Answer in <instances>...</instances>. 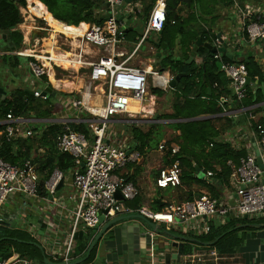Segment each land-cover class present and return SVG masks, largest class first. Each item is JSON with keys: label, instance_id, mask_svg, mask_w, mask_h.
<instances>
[{"label": "built area", "instance_id": "2783aa9c", "mask_svg": "<svg viewBox=\"0 0 264 264\" xmlns=\"http://www.w3.org/2000/svg\"><path fill=\"white\" fill-rule=\"evenodd\" d=\"M102 1L108 3V7L105 10L98 8L97 13L101 14L99 16L107 12L110 14L103 25L86 22L68 25L55 18L41 0H25V3L18 7L20 22L14 29L21 33L24 46L14 49L11 53L26 57L32 77L44 78L47 83L42 88L32 89L31 98L43 102L48 100L50 93L42 94L46 87L56 93L63 91L61 104L68 101L69 106L59 117L47 121L49 125L60 124L66 128L56 135L55 147L60 153L71 154L75 167L66 175L57 168L53 169L44 181L42 189L46 195L43 196L39 191L36 163L29 159L17 166L0 158V225L19 219L22 221V228L31 237L36 236L37 226L27 220L28 214L38 215V212L33 211L36 210L35 207L26 208L17 202L12 212L3 209V205L9 203L14 192L44 202L46 207L51 203L61 208L56 219H65L68 230L61 235L65 236L64 241H53L57 237L50 235L44 257L53 264H75V257L71 256V253L80 228L84 229L83 234L85 230H93L96 234L105 221L119 215L139 213L158 226L172 227L184 224L189 231L199 235L208 234L215 220L226 223L229 215L234 218L264 215V125L256 120L254 108L257 105L227 109L221 102L219 115L237 117L244 114L247 116L248 126L251 127L245 133H233L228 139L232 144L238 140L243 141L248 151L239 159L237 165L227 161L230 167L228 182L236 195L234 202H231L229 197L217 199L202 195L190 201L170 202L160 211H154L151 207H131L126 204L139 196V190L118 171L128 163L138 161L140 152L132 147L131 136L126 135L124 139L121 136L123 130H113L111 127L116 123L131 126L153 121L151 117L156 97L152 90H172L169 83L174 74L152 66V60L145 65L129 64L148 36L164 28L167 19L166 0L155 1L145 17L142 35L130 52L122 47L125 34L121 29L123 22L119 17L124 15L130 19L134 12L138 14L141 11L139 0L127 4L123 3L124 0ZM234 11L236 23L247 42H259L264 49V15L255 9H243L237 4L234 5ZM130 21L132 26V20ZM171 23L174 24L175 21L171 20ZM70 26L78 27L81 31L73 33L69 30ZM234 42L237 45L238 42ZM214 46H219L218 40ZM213 57L220 62V70L229 79L228 88L234 100H243L247 88H244L247 76L245 65L238 58L235 61L222 62V55L217 52ZM65 82L69 83L68 87H64ZM134 107H139V110H133ZM30 122L36 123L39 120L23 115L16 116L9 111L5 116L4 129L0 130V143L2 138L10 141L31 137L35 132L40 133L42 128H26ZM82 123L88 126L91 137L70 128L72 124ZM120 138L122 142H119ZM234 148L238 149L240 146ZM179 152L178 144H172L167 149L171 158L176 157ZM81 163H84L83 167ZM181 174L179 160L174 158L168 165L159 169L154 185L160 190L177 188L181 186ZM205 175L210 177L212 173L206 171ZM66 181H70L76 194V201L71 200L72 206L58 202L55 197L61 189H58L59 183L63 185ZM117 191L122 197L121 200L115 196ZM49 195L51 200H47ZM101 215L104 217L103 222L99 220ZM57 229L58 225L55 224V232ZM158 231L150 228L147 232V264H158L155 241ZM94 236L90 234L89 240ZM190 256L196 261L206 262L205 264H219L220 260L226 258L211 247ZM0 264L39 263L13 254L5 260H0Z\"/></svg>", "mask_w": 264, "mask_h": 264}, {"label": "trees", "instance_id": "16d2710c", "mask_svg": "<svg viewBox=\"0 0 264 264\" xmlns=\"http://www.w3.org/2000/svg\"><path fill=\"white\" fill-rule=\"evenodd\" d=\"M52 13V15L67 23L68 25H77L79 22H86L90 24L103 25L104 20L99 15L94 14L96 6L92 0H41ZM151 3L147 4L143 10V16H147L155 0H150ZM191 0H167L166 3V21L165 26L161 32L157 33L158 40L155 43L156 47H160L162 43H166L167 47L164 50L163 56L160 58L161 68L169 67L171 73L176 75L178 73H186L185 77L180 78L174 89V102L172 103V113L157 117V119L173 120L167 125L173 131H179L178 138L180 140V152L174 158L179 160L182 170L181 178L183 182H187V186L193 182L198 186L205 188L208 192V196L211 198H220L222 187L228 185V177L230 174V167L227 166L226 161L231 159L235 164L238 163L239 157L243 156V151H235L231 145L227 142H222L219 138L221 131L231 129L232 127H243L247 125V116L242 114L237 117H227L219 115L221 107L219 105V98H226V95L230 93L228 88L229 79L218 70L216 65L217 59H214V53H210L209 50L202 46L195 44V37L190 30L189 45L185 42V26L184 22L180 19L179 9H176L178 3H188ZM25 0H0V33L5 30H10V34L7 35V40L12 42V46L15 50L21 47L22 35L20 32L14 29V27L20 22V15L18 7L23 5ZM171 20L175 21L174 25H171ZM129 33V32H128ZM127 33V34H128ZM168 35L179 36L180 43L183 44L189 51H200L203 58V66L195 67L193 63L185 64L183 61H178L172 58V46L173 40H168ZM185 42V43H184ZM21 56L2 55L0 60L4 64L13 60L12 66H17ZM225 61L228 59L224 58ZM247 69V76L252 80L255 76L258 77L259 82L263 80V74L258 66L249 57L246 59H239ZM260 85V84H259ZM210 90V95L201 98L206 89ZM153 94L161 95L163 91L160 89H153ZM51 96V95H50ZM225 96V97H224ZM51 98H53L51 96ZM25 99L28 101L26 102ZM31 97L23 88H17L11 94H6L5 97H0V120L5 118L6 114L11 111L14 115L26 114L29 110H32L35 106L30 103ZM264 100V92L260 86L255 89L247 87L245 91L244 105H256ZM51 99H48L46 103H49ZM259 106L254 108V113L259 111ZM50 109V108H49ZM49 109L43 110L45 113L50 112ZM35 110V109H34ZM43 112V113H44ZM42 113V112H41ZM48 115V114H47ZM208 116L204 119H194L200 116ZM155 123V122H154ZM154 123L148 124V130L142 131L139 126L131 125L128 127L129 134L131 136V145L140 153L143 152L145 146L157 147L158 140L151 142L152 128L157 127ZM260 123L264 125V117L260 119ZM75 131L82 132L86 137H91L88 130V126L85 124L70 125ZM4 129V125H0V130ZM66 129L60 124L49 125L43 133L38 136H31L26 139H12L6 141L1 139L0 143V158L4 161L20 166L26 160L32 162H39L37 171L39 173V191L40 194L45 196L43 191L44 181L47 180L53 169L57 168L68 174V172L75 167L74 157L68 153H60L55 147L56 135ZM239 130V129H238ZM241 131V130H240ZM45 148V154L41 157H32V149L35 144ZM169 157L167 151L160 160L159 166L153 171L156 176L159 169L168 165L174 160ZM192 162H195L204 173L210 171L211 182L198 177H191L194 172V166ZM129 165L131 163H128ZM127 164V165H128ZM187 168L189 170L187 171ZM218 168V169H217ZM127 180H131L128 175L122 174ZM189 183V184H188ZM176 189V188H174ZM170 190V188H168ZM182 192V190H180ZM194 196L197 198L202 196V193L192 194L191 191H186L184 198L181 197L180 202L193 200ZM140 196L132 201H128L126 204L133 207H139ZM167 204L160 205L157 200H154L153 210L160 211ZM231 220H228L224 225L217 226L211 224V230L208 234L199 237H191L199 240L198 242L213 243L217 251L220 253H226V251H235L243 241V228L229 227ZM17 228H11L1 224L0 226V260H5L11 257L13 254H17L20 257L34 260L36 263L43 264L42 250L37 246L31 244L35 242V239L27 237L16 230ZM23 241V242H22ZM25 241V242H24ZM76 241H85L82 243L83 249L86 248L89 239H81ZM97 243L91 249L86 260L92 259L93 251L96 248ZM82 249V250H83ZM86 253L83 254V257Z\"/></svg>", "mask_w": 264, "mask_h": 264}, {"label": "crops", "instance_id": "0c3cea01", "mask_svg": "<svg viewBox=\"0 0 264 264\" xmlns=\"http://www.w3.org/2000/svg\"><path fill=\"white\" fill-rule=\"evenodd\" d=\"M150 3H151L150 0H139L141 11L138 14L143 15L144 7ZM166 3H167V0H166ZM235 4H237L238 6L246 10L255 9V11H259L260 14L264 15V0H191V2H188V3H178V5L176 6V9H179L181 11L179 15L181 18L180 20L184 22V26H185V35H184L185 42L187 43L186 45H189L190 43L189 40L191 38V36L189 35L190 30L193 32L195 40H196V36H199L202 42L209 43L211 45L215 44V41L218 40L216 35L220 34V38L224 42L229 44V46L235 53L238 52L240 54L238 57L236 55V58L241 60V59H246L250 57L253 60V62L258 66V68L261 70L263 74V80L259 82V79L257 76H255L253 80L250 78V83L247 87H252L253 89H255L257 86H260L264 92V49L259 42H255V43L247 42L245 35L242 33V31L240 30V27L236 23V15L234 11ZM96 9L94 10L95 13H96ZM145 17L146 16H142V18H145ZM170 24L174 25L175 23L174 24L170 23ZM143 25H144V22H143ZM157 33L152 32L148 36V38L143 42V44L140 45L139 52L133 57V59L131 60L129 64H132L135 66L145 65V64H149L148 63L149 60H152L153 61L152 66L158 67L159 69L162 70L159 60L163 56L164 50L166 49L167 44L165 43V48L161 56L156 57L155 53L158 47L155 46V43L157 42L158 37H159ZM126 35L127 34H125V36ZM141 35H142V32L140 34H136L135 36H133L130 44L124 43L123 41V45H122L123 49L126 50L127 52H130V50L134 47V45L139 41ZM167 38L168 40H171V39L173 40L172 54H175L174 56H172L173 59L178 60V61H183L185 64L193 63L195 67L203 66V58H202V54L200 51L198 52L189 51V49H187L185 46H183L182 43H180L179 36L168 35ZM234 41L238 42L237 45ZM6 43L9 46V48L8 49L1 48L0 56L2 55L16 56L11 53L12 50L8 42ZM22 46H24L23 42H21V47ZM21 58H24L25 61L23 63L21 62L18 63L17 66H12L13 60L8 61L6 64H4L2 60H0V86L5 90L6 94H11L12 92L7 91V87L9 85H33V88H29L28 86L23 87V89H25L26 92L30 96V91L32 89L42 88L44 85H47V83L44 78H41V79L33 78L28 68V64H27L28 59L26 57H21ZM224 58L225 56L222 55L221 57L222 62H225ZM11 67L12 69H16L14 70V76L17 74H20V77L16 76V79L19 81L18 83H15L12 77L3 78L2 76L1 69L6 68L9 70V68ZM218 70L221 71L220 68H218ZM163 71L172 72L170 71L168 66H166V68H164ZM221 72L226 76V74L223 71ZM5 85H8V86L6 87ZM175 87L172 88V90L163 91L161 95L154 94V96L156 97V101L154 102V106H153L154 113L151 117L153 121H151L150 123L165 122L166 127H164V130H170V131L172 130L167 124L172 122L173 120H168V119L160 120V119H157V117L164 118L163 116L172 113L173 111L172 103L174 102V94H173L174 92L173 91ZM17 88H22V86L15 87V89ZM15 89L13 90V92L15 91ZM208 90L209 88L206 89L203 95H201V98H204L205 96L210 95V90H209V94H208ZM50 95L53 98L49 96V99L52 100V99L57 98L58 93H55V95H52V94ZM165 97L172 98V101L171 99L167 100ZM221 99L226 100L227 101L226 104L221 102ZM58 100L61 103V96L59 97ZM243 101L244 99L241 101H235L232 93L230 92L226 95V98H223V97L219 98L218 102L223 103L225 105V108L227 109H232V108L239 109L241 107L248 108L252 106V105H244ZM40 102L41 100H38V99L31 98L30 100V103L35 107ZM157 103H158V106H157ZM230 103H233V107L231 108L229 107ZM256 105L259 106L258 108H260L259 111L255 113L256 120L260 123V119H263L264 117V100ZM35 107L32 110H34ZM60 113L61 112H59L58 114L54 113L53 116L51 115L52 117L44 116V118H40V117L30 118V116H27L26 118L39 120V122H36V123H44V127L40 131V133H43V131H45L46 128L49 126V123L47 120L59 117ZM30 114H33V112H30ZM207 117L208 116L203 115L200 117H196L195 119H204ZM4 121H5V118L0 120V125H4L5 124ZM26 128L32 129L28 125L26 126ZM250 129L251 127H249L248 124L243 127H240V126L232 127L231 129H228V130L226 129V130L221 131L219 138L222 142H227V143L230 142V145L233 148L240 146V148L238 149L239 150L241 149V151H243V154L245 155L248 151L243 141L238 140L235 142V144H232L231 141H229L228 139L230 136H232L233 133H236L237 131L240 133H245L246 130L249 131ZM40 133L35 132L33 133L32 136H38L40 135ZM21 139H24V137ZM147 149L149 148L145 146L144 150H146V152L145 153L141 152L142 154L140 153V159L138 161L132 162L130 165L128 164L125 168L119 170L118 172L119 174L128 175L131 179L130 181L138 188L139 196L141 198L138 206L151 207L152 209L154 200H157L160 203V205H163L164 203L168 204L170 202L167 201L166 199L167 198L166 194H168L167 193L168 189H165L167 191H165L164 189L163 190L157 189L154 185V180L156 176L154 175V172L152 173L150 171L151 168L154 166V162L155 163L157 162L160 164V160L162 157L159 154L158 155L154 154L152 156V153L150 152L147 153ZM45 151L46 150L43 146L36 143L35 147L32 149L31 156L41 157L43 154H45ZM241 157H239V159ZM239 159H238V163H239ZM227 161H231L233 164H235L231 159ZM227 161H226V164L227 166H229ZM34 163L38 165L39 162L35 161ZM192 165L193 166L196 165L195 162H192ZM201 171L203 172V170ZM191 177H194L193 173L191 174ZM183 181L184 179L181 178V186H179L181 190L191 191L192 194L194 195L198 193H202V195H208V192L205 188H202L193 182L190 183V186H187V182L185 184V182ZM207 181L211 182V180H207ZM67 185L73 187L70 181L67 182ZM63 186L64 185H62L61 187L63 188ZM61 189L59 190L60 192H61ZM60 192L58 196L60 195ZM221 197H224V198L229 197L231 202H234V200L236 199L234 188L231 185H229V183L228 185L222 187ZM195 198L197 197L194 196L193 199ZM47 200H51V199L47 198ZM71 202L73 204V201ZM37 212L38 211H35V213ZM59 214H60V211L58 213L48 212L47 214H38L36 216H33L32 218H29L28 220V222L30 223L32 222L35 227L37 226L36 236H33V238L35 239V243L39 244L42 247L41 250L43 254H46L45 252L46 244L50 242L48 241V238L50 237V235L57 237L53 241H57V239H59L60 241L61 240L64 241L65 236L61 237V235H64L67 232L68 224L65 221V219L63 221L61 220L57 221L56 218ZM248 219H251V218H247V220ZM257 219L261 220L260 217H257ZM55 224L58 225V229L56 230V232L54 230ZM224 224L225 223L223 224L221 223L220 225H224ZM220 225H217V226H220ZM16 226L17 224L15 222V227ZM241 227L243 228V226ZM256 228L257 229L253 231H248V232H245L244 230L239 231L238 234L240 235L242 232L245 233L243 236V241H241L242 243L238 246V248L235 251H226V253H221L226 258L220 260L219 264H264V224L260 223V226L257 225ZM149 229L150 227L147 225V223H145L144 221L140 219H128V220L120 221L116 224L111 225L108 228V230L98 240V241H109V242L104 243V247L106 249V253L103 257L104 262L107 264H119V261L123 260V264H147L146 257H147L148 241H149L147 232L149 231ZM161 230H165V231L167 230L169 232L175 233L176 235L189 238L191 240H185V241L178 240V241L183 242V249H182L181 254L177 253V248H174V247L164 248L165 252H170L172 254L176 253L177 256L175 258H170V262L166 263L164 260V254L162 253L158 254V262H157L158 264H205L206 262L196 261L195 259L191 258L190 255L192 253H196L197 251L198 252L203 251L210 247L216 249L213 243H209V242L200 243L198 242L199 240L191 237L190 235L196 236V237H199L202 235L196 234L194 231L192 232L189 231L188 228L184 224H177L172 227L160 225V229L158 232H156V235H155V241L156 242L163 241V243L170 242L171 239L168 237L166 232L165 231L161 232ZM40 231H42V233H40ZM105 235L108 236V238ZM89 241L85 249L81 250L79 253L77 252L73 253V256L75 257L74 262L83 258V254L86 253V250L90 244ZM157 252H158V249H157ZM92 262L93 260L89 264H92Z\"/></svg>", "mask_w": 264, "mask_h": 264}, {"label": "rangeland", "instance_id": "374dc122", "mask_svg": "<svg viewBox=\"0 0 264 264\" xmlns=\"http://www.w3.org/2000/svg\"><path fill=\"white\" fill-rule=\"evenodd\" d=\"M97 11H98V8L96 9V13L94 12L95 15L99 14V13H97ZM142 16H143L142 14H137L135 12L130 16V19L132 20L133 29H132V31H130L131 33L129 32L124 37V43L130 44L133 36L143 32L144 25H143V21H142L143 20ZM152 36H153V34H152ZM1 48L8 49L9 46L7 45V43L5 41H2L0 39V49ZM235 54L237 55V57L240 55L238 52H236ZM174 55L175 54H172V56H174ZM24 61H25L24 58H20L18 63H20V62L23 63ZM7 70L8 69H6V68H2L1 69L3 78L12 77L14 79V82L18 83L19 81L16 79V76L20 77V74H17V75L14 76V70H16V69H12V67H11V68H9L8 71ZM5 86L7 87L8 85H5ZM17 86H19V87L22 86V88L26 87V86H28L29 88H33V85H9L7 87V91L13 92V90ZM62 92L63 91L58 92L57 98L52 99L49 103L41 101L35 107V111L34 110H29L26 114H23V116L24 117L30 116V118L31 117H33V118H35V117L44 118V116L52 117L54 113L58 114L59 112L64 111L69 106V103H68V101H63L62 104L59 102L58 99L61 96ZM165 98L167 100L171 99V101H172V98H169V97H165ZM158 103H157V106H158ZM45 109H49L50 112L45 113L43 111ZM30 112H33V114H30ZM68 114L70 116V113H68ZM160 120H163V119H160ZM148 123H150V122H144L143 124L136 125V126L141 127L142 131H147L148 130ZM154 124L157 125V127L155 126V127L152 128L151 142H154V141L158 140L157 147L154 148L153 146L147 145L146 147L149 148V149H147V153L148 152L152 153V156L154 154H156V155L159 154L162 157V156L165 155L167 149L172 144H179V142H180V140L178 138L179 131L164 130V127H166V123L165 122H159V123L156 122ZM27 125L32 127V128H34L35 130H38V129L44 127V123L30 122V123H27ZM128 127L129 126L121 125L119 123H116V124L112 125L111 128L113 130H117V131L123 130L121 136H122V138L125 139L126 135L130 136L129 130H127ZM119 142H122L121 138L119 139ZM233 149L235 151L239 150L237 148H233ZM143 152L145 153L146 150H143ZM147 153H146V155H147ZM158 164L159 163H157V162L155 163L154 162V166L150 170L152 173L157 168ZM188 170H189V168H187V171ZM67 182L68 181L64 182L63 188L61 187L62 189H61L60 195L57 196V200L60 203H64L65 205L72 206L73 204H72L71 200L73 199L74 201H76V199H75L76 198V194H75L74 188L69 186V185H67ZM180 190H181L180 187H177L176 189L168 190V192H167L168 194H166L167 195V198H166L167 201H169L171 203H180L181 197L184 198V194L186 192L184 190H182V192H180ZM165 191H167V190H165ZM72 196L74 198H72ZM17 202H19L22 206H25L26 208H28L30 206L31 207H35L36 210H33V209L32 210L33 211H38V214H47L48 212H51V213H53V212L58 213L59 212L58 211L59 208H57L56 206L52 205L51 203H49V207H46L44 202L35 201V199H32V198H30V197H28V196H26V195H24V194H22L20 192H14L11 195V199H9V203L8 204L5 203L3 205V209L5 211L12 212V210L17 206ZM49 209H51L52 211L51 210L49 211ZM27 216H28L27 220H29V218L33 217L32 214H28ZM260 218H261V220H258L257 217H253V218L248 219V220L247 219H243V218H239V217L238 218H234V219L231 220V223H230L229 227H231V228H236V227L242 228L241 226H243V230L245 232L253 231V230L257 229L256 228L257 225L260 226V223L264 224V215L260 216ZM13 221H15L16 224H17V226L14 227V228H17L16 230H19V232H20V230H23L22 232L27 237H31L30 234L27 231L22 229V221L21 220L15 219ZM80 230L84 231V229H82V228H80ZM163 231H165V230H161V232H163ZM22 232H20V233L23 234ZM90 234L95 235L93 230H91V231L90 230H85V232L83 234V240L89 239L90 238L89 237ZM243 234H245V233H243ZM106 237L108 238V236H106ZM31 238L33 239V237H31ZM83 242H85V241H75L74 242V248H73V251L71 253V256H73L74 252L79 253L83 249V245H82ZM105 242H109V241H98V244H97L95 250L93 251L92 259L84 260L83 264H89L92 260H93L92 264H107V263L104 262V259H103L104 255L106 253V249L104 247V243ZM166 244H168V242H166V243H163V241H157L156 242V249H158V254H161V253L164 254L165 253V249L164 248L169 247ZM121 258H123V257H121ZM26 259H28V258H26ZM29 260H32V259H29ZM32 261H34V260H32ZM79 264H82V263H79ZM119 264H123V260L119 261Z\"/></svg>", "mask_w": 264, "mask_h": 264}, {"label": "water", "instance_id": "95a60500", "mask_svg": "<svg viewBox=\"0 0 264 264\" xmlns=\"http://www.w3.org/2000/svg\"><path fill=\"white\" fill-rule=\"evenodd\" d=\"M94 2V5L99 8L100 10H105L107 7H108V3L106 2H103L102 0H92ZM131 1H137V0H124L123 3L124 4H127V3H130ZM110 16L109 12L107 13H104L101 18L103 20H106L108 19ZM119 20H121L123 22V25L121 26V29L124 31V34H127L129 31H131L133 29V26L130 25L131 21L128 17L122 15L119 17ZM143 22L145 21V18H143L142 20ZM10 34V30H5L3 32L0 33V39L2 41H5V42H8V44L10 45V48L11 50L13 51L14 50V47L11 45L12 43L10 41H7V35ZM217 38H218V41H219V46H214V45H211L209 43H204L201 41V38L199 36H196V40H195V44L197 46H203L205 47L207 50H209L211 53H220L221 55L225 56V58H227L228 60H231V61H235L236 60V54L233 52V50L231 49V47L226 43L224 42L221 38H220V34H217L216 35ZM165 48V43H162L160 45V47H158L156 49V53H155V56L156 57H160L163 50ZM216 65L218 68H220V62L217 61L216 62ZM187 74L186 73H178L176 75H174V78L173 80L170 81L169 85L171 88H174L176 86V84L178 83V81L180 80V78L182 77H185ZM250 83V77L249 76H246L245 78V84H244V88L247 87ZM50 93L52 95H55L56 91L51 89L50 87H46L43 91H42V94H45V93ZM31 94V92H30ZM208 94H209V90H208ZM6 95V92L5 90L0 86V97L3 98L5 97ZM221 102H223L224 104H226V100L224 99H221ZM229 107H233V103H230ZM195 119V118H194ZM257 162H259V158H257ZM84 166V163H81V167ZM193 175L198 177V178H202L204 180H211L210 177H207L205 175L204 172L201 171V169L198 167V166H194V172H193ZM62 183L60 182L59 185H58V189L61 187ZM59 194V192H57L55 194V197H57ZM115 196L117 199L121 200L122 197L119 193V191H117L115 193ZM49 199H52V197L49 195L48 196ZM128 219H140L142 221H144L145 223H147V225L151 228V229H160V227L154 223L153 221H150L149 219L145 218L143 215L139 214V213H131V214H126V215H119V216H116L108 221H105L100 230L95 234V236L93 237V239L91 240L87 250H86V256L75 261L74 263L75 264H79V263H82L84 260H86V258L88 257L91 249L95 246V244L98 242V240L101 238V236L108 230V228L113 225V224H116L120 221H124V220H128ZM234 219V216L233 215H229L227 220H232ZM243 219H247V216H244ZM100 222H103L104 220V217L101 215L100 218H99ZM214 224L216 225H220L221 223L217 220L214 221ZM3 225L5 226H10L11 228H14L15 227V222L12 221L10 223L8 222H3ZM40 233H42V231H40ZM166 234L168 235V237L171 239L170 242H168V244H166L167 246L169 247H174V248H177V253L178 254H181L182 253V249H183V242L182 241H178V240H191L189 238H185V237H182V236H179V235H176L175 233L173 232H169L166 230ZM83 236V231L82 230H79L75 236L76 239H81ZM35 246H37L39 249H41L42 247L37 244V243H31ZM177 256L176 253L172 254L170 252H165L164 253V260L166 263H169L170 262V258H175ZM43 263L44 264H53L51 263L50 261H48L45 257H44V254H43Z\"/></svg>", "mask_w": 264, "mask_h": 264}, {"label": "bare ground", "instance_id": "6f19581e", "mask_svg": "<svg viewBox=\"0 0 264 264\" xmlns=\"http://www.w3.org/2000/svg\"><path fill=\"white\" fill-rule=\"evenodd\" d=\"M69 30H71V32H73V33L81 31L78 27H75V26H70ZM68 86H69V83L65 82L64 87H68ZM133 110L138 111L139 107H134Z\"/></svg>", "mask_w": 264, "mask_h": 264}]
</instances>
